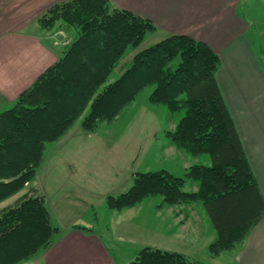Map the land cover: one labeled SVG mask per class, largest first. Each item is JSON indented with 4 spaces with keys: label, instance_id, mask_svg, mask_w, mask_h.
<instances>
[{
    "label": "trees",
    "instance_id": "16d2710c",
    "mask_svg": "<svg viewBox=\"0 0 264 264\" xmlns=\"http://www.w3.org/2000/svg\"><path fill=\"white\" fill-rule=\"evenodd\" d=\"M59 19L77 29L71 48L0 114V203L34 182L45 144L64 136L83 110L90 107L84 125L94 130L152 88L151 104L178 116L168 137L201 162L184 176L167 169L138 171L129 189L108 198L109 207H135L154 195L162 197L159 206L202 202L218 233L211 254L237 248L264 217V194L217 78L221 56L202 40L170 34L139 50L113 78L125 52L140 46L154 22L110 0L58 2L38 21L47 27ZM189 179L199 184L196 191L184 189ZM40 192L33 184L0 208V264H22L58 239L60 228L53 226ZM129 264L202 263L179 251L145 246Z\"/></svg>",
    "mask_w": 264,
    "mask_h": 264
},
{
    "label": "crops",
    "instance_id": "0c3cea01",
    "mask_svg": "<svg viewBox=\"0 0 264 264\" xmlns=\"http://www.w3.org/2000/svg\"><path fill=\"white\" fill-rule=\"evenodd\" d=\"M63 1L69 0H0V114L12 108L17 98L59 60L57 47L34 24L50 6ZM110 1L153 21L160 39L175 33L190 35L206 42L221 56L217 78L264 194V64L248 9L244 13L243 4L247 0ZM259 3L258 8L264 13V0ZM260 24L264 28V20ZM262 32L260 35H264ZM126 64L119 67V75ZM16 197L1 202L0 208ZM159 212L168 220L157 225L145 246L179 251L199 260L192 248L202 247L203 226L189 227L173 218L170 212ZM75 225L85 224L74 223L61 231L54 244L33 264H119L93 226L86 225L91 230L85 231ZM212 225L210 220L209 231ZM209 235L212 238L203 250L209 251L211 259L224 255L225 260L229 259L224 264H264V217L252 227L242 244L221 255L214 256L209 249L218 237L217 231Z\"/></svg>",
    "mask_w": 264,
    "mask_h": 264
},
{
    "label": "rangeland",
    "instance_id": "374dc122",
    "mask_svg": "<svg viewBox=\"0 0 264 264\" xmlns=\"http://www.w3.org/2000/svg\"><path fill=\"white\" fill-rule=\"evenodd\" d=\"M244 3L247 4H243L244 13L248 9L247 15L259 37L256 45L264 64V35H260V30L264 31L260 27L264 13L258 8L261 7L259 0H247ZM39 17L34 27L49 42L54 43L60 55L67 53L77 36L75 26L59 19L51 26L44 24L47 26L44 27L38 21ZM161 40L157 28L150 30L140 46L125 52V61L119 63L113 77L119 75L118 70L122 64L127 63L121 71L130 66L134 54L139 50ZM151 91L152 88L145 89L113 121L98 122L94 130L89 131L84 125L90 107L83 110L64 136L45 144L43 159L37 167L34 182L26 183L25 189L16 196L36 184L51 212L53 226L60 228V232L54 234L55 239L71 224L93 226L112 249L119 264H129L136 258L145 247L144 243L149 241L151 233L156 232L157 225L168 220L159 211L170 212L173 218L189 227L197 228L202 225L205 229L202 247L192 248L193 253H196L193 255L202 264H224L229 260H225L224 255L211 259L209 251L203 250L205 243L212 238L209 235L211 231L216 233L214 227L211 231L207 228L211 219L204 203L159 206L162 197L158 195L125 209L109 207L107 203L109 197H116L132 186L138 171L167 169L177 176H184L188 168L201 162L200 157L181 149L168 137L166 132L176 129L178 116L164 105L151 104ZM198 185L189 179L184 189L196 191ZM41 254L39 252L22 264H33ZM190 259L195 260L192 257Z\"/></svg>",
    "mask_w": 264,
    "mask_h": 264
}]
</instances>
